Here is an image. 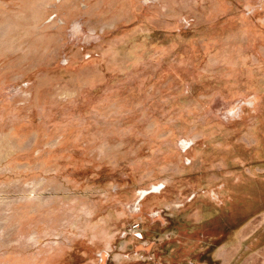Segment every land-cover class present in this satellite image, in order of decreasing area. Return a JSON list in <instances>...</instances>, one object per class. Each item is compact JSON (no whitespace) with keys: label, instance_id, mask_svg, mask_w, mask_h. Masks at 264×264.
<instances>
[{"label":"rangeland","instance_id":"1","mask_svg":"<svg viewBox=\"0 0 264 264\" xmlns=\"http://www.w3.org/2000/svg\"><path fill=\"white\" fill-rule=\"evenodd\" d=\"M0 264H264V0H0Z\"/></svg>","mask_w":264,"mask_h":264}]
</instances>
